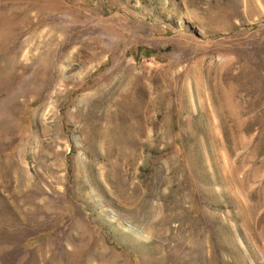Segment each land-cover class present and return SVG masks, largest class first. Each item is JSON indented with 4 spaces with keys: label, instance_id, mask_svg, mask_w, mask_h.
I'll use <instances>...</instances> for the list:
<instances>
[{
    "label": "rangeland",
    "instance_id": "374dc122",
    "mask_svg": "<svg viewBox=\"0 0 264 264\" xmlns=\"http://www.w3.org/2000/svg\"><path fill=\"white\" fill-rule=\"evenodd\" d=\"M0 264H264V0H0Z\"/></svg>",
    "mask_w": 264,
    "mask_h": 264
},
{
    "label": "bare ground",
    "instance_id": "6f19581e",
    "mask_svg": "<svg viewBox=\"0 0 264 264\" xmlns=\"http://www.w3.org/2000/svg\"><path fill=\"white\" fill-rule=\"evenodd\" d=\"M20 26V25H19ZM93 57V56H92ZM60 72V71H59ZM61 74V73H60Z\"/></svg>",
    "mask_w": 264,
    "mask_h": 264
}]
</instances>
